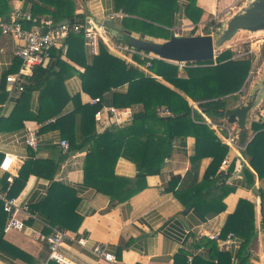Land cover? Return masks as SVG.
I'll list each match as a JSON object with an SVG mask.
<instances>
[{
  "label": "crops",
  "instance_id": "crops-1",
  "mask_svg": "<svg viewBox=\"0 0 264 264\" xmlns=\"http://www.w3.org/2000/svg\"><path fill=\"white\" fill-rule=\"evenodd\" d=\"M73 1L75 5L73 7L74 18L72 19L100 23L111 17L124 29L130 30L133 36L157 42L169 39L172 34H208L215 28L214 26L223 22L238 6V0H196L195 2L167 0V3L164 2V4L163 0ZM126 3L127 5H125ZM9 6L11 12L16 9L31 13L38 11L36 15L40 18L51 16L50 12L41 13L40 7L57 10L54 5L46 4L43 0H10ZM4 18V16H0V21ZM147 23H152L153 26H149ZM158 27L167 29L169 36L159 37L155 31ZM67 42L68 38L55 48L52 59L43 66L44 68L51 66L53 69L51 72L59 73L63 77L59 82L56 81L54 88L49 82L43 81L41 87L32 86L30 91H11L9 84L5 81V76L18 72L22 66L21 58L16 54L22 40L6 35L0 30V163L5 153L13 156L10 172L14 178L19 177L23 164L33 154L37 159L54 160L59 164L53 179L34 173L30 174L16 197L20 203L27 202L32 207H37L47 196L53 181L63 183L74 191L78 199L75 210L83 219L78 229L67 228V230L77 239L85 238L87 246H82L71 238H65L59 250L66 260L71 264H106L89 248L95 244H103L115 253L117 247L123 248L118 256L122 264H149L150 262L177 264L175 256L181 250H186L189 255L203 254L208 257L210 248L202 242L203 237H208L217 240L220 250L231 253V264H238L237 252L239 248L235 245H225L223 241L227 236L221 238L220 233L228 216L235 212L240 199L244 198L255 205V225L258 237L254 245L256 248L253 249L252 263L264 264V245L258 246L264 244V218L261 214L260 197L261 192L264 191V177L259 178L257 172L250 165L249 158L242 152L246 146L245 143H248L256 134L252 123L264 122V100L251 111L247 119L248 139L246 142L242 139L243 131L239 122L229 123L227 117L216 121L208 116L205 117L206 123L215 131L218 138L228 145L225 158H228L229 162L225 167L221 166L219 170L226 173L231 166H234L232 175L225 182L226 186H231L234 189L224 197L225 208L221 212L204 213L193 205L187 207L173 191L166 190L169 181L174 176H181L183 181L177 186L181 190L185 188L183 185L188 187L194 181H202L211 157L203 158L195 166L191 163L190 157L195 153L196 142L193 136H188L184 140L177 138L174 141L172 155L166 159L159 174L147 176L146 188L127 200H111L109 195L84 182V167L89 146L64 151L61 141L65 139L70 145V138L63 135L59 126H54L57 117L47 114L44 121L39 122L35 119L43 109L48 112L55 111L61 108V101L63 105L67 97L72 98L77 94H80L83 104H94L95 97L85 92L83 76L73 70L85 72L86 64L91 63L93 56L99 54V50L93 52L86 41L84 47L78 46V43L71 46ZM102 42L111 53L124 59L127 64L140 68L146 75L151 74L161 78L152 73L149 68L144 67L146 62L140 63L135 58V55L139 54L115 47L117 43L127 45L124 41H120L112 35L109 41ZM155 58L160 59L156 56ZM32 75L33 71L24 75V81L30 86L33 85ZM251 83L252 81L248 77L241 90L229 95L234 96L237 100L229 102L228 109H234L244 102L242 98L246 97ZM126 89L127 85H123L106 92L103 105L115 106L112 103L113 92H125ZM52 91L55 97L49 102L44 96ZM188 100L200 111L197 102L190 98ZM75 107V102L70 99L61 108V115L73 112ZM115 107L123 110L128 109L132 113L142 108L141 104ZM15 109H20L22 115H32L33 117L24 119L22 125H18L19 121L10 119ZM80 118V115H77L74 123L77 131L80 129ZM131 119L132 114L125 121L104 125L103 128L96 122V130L103 132L113 126H123ZM29 129H35L39 133L37 149L26 143V134ZM231 133L235 136L232 146L225 140ZM76 135L79 136L78 133ZM245 167L252 172L254 184H251L245 177L243 171ZM115 171L120 176L133 178L138 169L132 160L119 156ZM6 174L0 172L1 184H3ZM190 207L191 210H189ZM34 212L37 218L29 219L25 229L4 232L3 238L18 249L10 251L0 248V264L49 263L47 241L42 237H37L33 230L47 236L52 232L54 225H51L42 214ZM215 236H219L220 239H216ZM234 238L242 241V238L237 234ZM20 250L29 255L28 259L23 257Z\"/></svg>",
  "mask_w": 264,
  "mask_h": 264
},
{
  "label": "trees",
  "instance_id": "trees-1",
  "mask_svg": "<svg viewBox=\"0 0 264 264\" xmlns=\"http://www.w3.org/2000/svg\"><path fill=\"white\" fill-rule=\"evenodd\" d=\"M9 1L0 0V16L5 17L3 20L7 19L11 13ZM43 1L54 5L57 10L53 11L44 7L38 10L41 13L50 12L51 16L47 17L53 18L56 23L65 19L70 22L74 18L75 2L73 0ZM195 1L191 0V2ZM164 2L167 3V0H163V4ZM37 12L32 13V20L24 21L25 28H31L40 23L41 18L37 17ZM78 22L84 24V21ZM147 25L153 26L152 23H147ZM85 41L83 33H71L67 43L71 46L78 43V46L84 47ZM70 52L69 55H71ZM234 56V50L227 49L214 60L194 62L184 67L183 70L175 63L152 58L150 59L152 65L149 69L155 75L160 76L159 79L151 74L146 75L134 65L127 64L124 59L111 53L106 45L100 42L99 54L93 56L90 64H86L85 72L81 73L77 70L73 72L83 76L85 92L93 97H100L101 101L96 104H83L80 94H77L72 98L67 97L63 102L64 105L72 99L76 105L73 112L61 115L63 107L61 101V108L50 112L43 109L35 119L40 122L45 120L47 114L56 116L54 126H59L63 135L70 138L68 148L70 151L88 145L84 182L109 195L111 200L117 201L127 200L146 188L147 176L159 174L166 159L172 155L174 141L177 138L184 140L188 136H193L196 142L195 153L190 157L191 163L195 166L203 158L211 157L203 179L200 182L194 181L188 187L183 185L185 188L181 190L177 186L183 180L180 175L174 176L169 181L166 190L173 191L187 207L193 205L204 213L221 212L225 208L224 197L234 189L225 184L226 179L232 175L234 166H231L226 173L219 170L228 152V145L218 138L215 131L206 123L205 117L208 116L216 121L227 117L230 113H236L243 131L242 139L246 140V112L249 108L228 109V96L241 90L247 78L250 77L255 54L250 53L242 58H234ZM135 58L140 63L146 61L140 55H135ZM52 70L51 66L48 68L42 65L36 66L31 77L33 85L30 86L24 81L25 90L23 91H30L32 86L41 87L43 81L49 82L54 88L56 81L59 82L63 77L59 73L51 72ZM123 85H127L125 92H113V105L127 107L141 104L142 108L132 113V119L127 124L97 132L95 113L105 104L104 94L112 88ZM44 97L50 102V99L53 100L55 96L52 91ZM188 98L197 102L200 111L190 104ZM162 107L167 108L170 113L163 114L160 111ZM77 115L81 117L78 131L74 125ZM29 117L33 116L22 115L20 109H15L10 119L17 120L18 125H22L23 120ZM252 128L256 134L248 143H245L246 146L242 152L249 158L250 165L259 178H263L264 122H253ZM77 133L79 136L76 135ZM33 155L25 161L19 177H16L10 185L9 192L14 196L23 187L30 174L34 173L53 179L58 169L59 164L54 160H41ZM119 156H124L137 165L138 172L135 177L129 178L116 173L115 166ZM243 171L249 182L254 184L252 172L246 167ZM7 186V182L3 180V187ZM260 197L261 214L264 218V191L261 192ZM77 200L74 191L69 186L53 181L44 200L39 206H31V208L45 216L51 225L76 230L83 219L75 210ZM255 219L254 203L244 198L240 199L235 212L228 216L220 233L221 238H225L231 231L242 238L237 252L238 264H253V249L258 237ZM6 220L7 214L0 201V248L12 251L18 248L3 238ZM202 242L210 248L209 256L196 254L193 257V264H231V253L220 250L217 240L203 237ZM122 249V247H117V256H120ZM20 252L24 258L28 259L27 253L21 250ZM188 256L186 250H181L176 254L175 260L177 264H188ZM50 261L48 264H59L55 260Z\"/></svg>",
  "mask_w": 264,
  "mask_h": 264
},
{
  "label": "built area",
  "instance_id": "built-area-1",
  "mask_svg": "<svg viewBox=\"0 0 264 264\" xmlns=\"http://www.w3.org/2000/svg\"><path fill=\"white\" fill-rule=\"evenodd\" d=\"M33 16L31 12H23L20 9H16L10 13L7 19L0 21V30L6 35H10L15 39L22 40V43L18 46L16 51L17 56L22 60V66L16 73H9L6 75V82L9 84V90L11 91H23L24 90V75L31 73L36 66L46 65L52 58V52L55 48L60 46L71 33H83L86 38V44L91 48L93 52L99 50L100 42L109 41L112 37L109 27L106 23H95L92 21L84 22H67L56 23L51 17L41 18L40 23L31 28L24 27V21L32 20ZM115 47L121 50H126L130 53H137L141 58L146 59L144 67L150 68L152 65L151 60L155 58L152 53L137 50L129 45H123L120 43L115 44ZM168 61V60H166ZM175 63L180 68L188 66L185 61H169ZM101 101L100 97H95L94 104ZM160 111L163 114H169V110L162 107ZM132 114L128 109H118L115 106H102L95 113V120L101 128L104 125L113 123H119L125 121ZM231 146L235 142L234 134H230L225 139ZM26 143L37 149L39 146V133L35 129H29L26 134ZM64 151L69 148V142L67 140L61 141ZM228 158H224L222 161V168L228 164ZM13 164V156L9 153H5L2 162L0 163V172L6 174L4 181L8 186L3 187L0 183V201L3 205V210L7 214V220L4 226V232L10 230H23L28 224L29 219H36L37 215L32 210L31 205L27 202L20 203L17 197L9 192L10 185L14 182V176L10 172ZM33 230V229H32ZM33 233L37 237H42L48 244V260H55L62 264H71L63 254L60 252V247L65 238H71L82 246H87V240L85 238H76L74 234L70 233L67 229H62L57 226L52 228V232L43 236L37 230H33ZM235 234L230 232L223 243L227 246L235 245L241 246V241L234 238ZM216 239H220L219 236H215ZM91 248L106 264H122L115 252L110 251L103 244H95ZM194 255L188 256V264H193ZM149 264H158L150 262Z\"/></svg>",
  "mask_w": 264,
  "mask_h": 264
},
{
  "label": "water",
  "instance_id": "water-1",
  "mask_svg": "<svg viewBox=\"0 0 264 264\" xmlns=\"http://www.w3.org/2000/svg\"><path fill=\"white\" fill-rule=\"evenodd\" d=\"M67 22L69 21L65 19L60 23ZM70 22H78V20L71 19ZM104 22L109 27L111 34L118 40L124 41L135 49L152 53L162 60L204 62L214 60L241 31L251 34L264 32V0H247L240 4L208 34H172L169 39L163 42L135 37L130 30L124 29L122 25L114 22L111 17H108ZM246 97L248 98L246 99ZM246 97L238 108H249L246 112V119H248L251 111L264 100V67L262 74L251 83ZM226 119L229 123L239 122L236 113L228 114ZM247 139L246 137L245 141ZM189 210H191V207Z\"/></svg>",
  "mask_w": 264,
  "mask_h": 264
},
{
  "label": "rangeland",
  "instance_id": "rangeland-1",
  "mask_svg": "<svg viewBox=\"0 0 264 264\" xmlns=\"http://www.w3.org/2000/svg\"><path fill=\"white\" fill-rule=\"evenodd\" d=\"M246 1L247 0H238V6ZM155 31H157L158 33L157 35L159 37L169 36V31L165 28L158 27ZM228 48L234 50L235 52L234 58H242L250 53L255 54V59L253 61V66H252V70L250 73V81L253 82V80L258 78V76L262 74L263 67H264V32H258V33L251 34L245 31H241L230 43H228L224 47L223 51L227 50ZM191 63L192 62L188 63V66L193 64ZM183 68L184 67L180 69L183 70ZM248 91L249 89L247 90L246 96H248ZM228 98H229V102H233L237 100L236 98H234V96H229ZM244 98L245 97H243L242 99L244 100ZM247 98L248 97H246V99ZM262 245L264 244H259L258 246H262ZM254 248H256V246Z\"/></svg>",
  "mask_w": 264,
  "mask_h": 264
},
{
  "label": "flooded vegetation",
  "instance_id": "flooded-vegetation-1",
  "mask_svg": "<svg viewBox=\"0 0 264 264\" xmlns=\"http://www.w3.org/2000/svg\"><path fill=\"white\" fill-rule=\"evenodd\" d=\"M251 103V102H250Z\"/></svg>",
  "mask_w": 264,
  "mask_h": 264
}]
</instances>
